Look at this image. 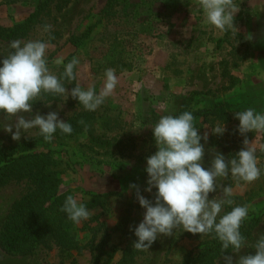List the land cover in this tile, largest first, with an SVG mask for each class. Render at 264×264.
<instances>
[{"label":"rangeland","instance_id":"374dc122","mask_svg":"<svg viewBox=\"0 0 264 264\" xmlns=\"http://www.w3.org/2000/svg\"><path fill=\"white\" fill-rule=\"evenodd\" d=\"M41 1L46 0H0V27L10 28L24 21ZM116 1L121 4L120 14H129L119 19L124 31L121 38L126 40L125 55L120 52L119 57L128 63L126 67L112 65L108 45L100 35L103 25L80 46L69 43L71 37L94 24V16L104 8L106 0H72L61 11L59 0H53L43 22L26 39H20L49 43L48 66L57 76L67 63L74 58L79 60L74 69L78 72L77 79L71 83L64 81L69 91L67 100L64 96L52 101L38 100L32 114L23 115L30 119L36 114L56 112L65 122L79 113L94 115L90 130L79 138L59 146L41 143L36 149L55 153L61 161L62 189L71 191L79 202L90 198L86 193L110 194L103 208L89 211V219L102 214L92 225L103 224L95 244L103 233L111 234L112 246L103 256V264H117L121 257L123 218L127 217L133 228L143 219L145 210L136 199V189L130 185L135 184L147 199L155 197V189L151 193L145 191L148 180L145 169L147 158L157 151L151 126L161 115L183 111L193 114L221 105L217 114L194 117L199 134L209 136L207 143L201 140L205 149L203 165L208 168L216 153H223L227 159L243 147L244 137L236 131L239 121L234 119V113L249 107L264 111V0H233L237 11L235 34L213 30L205 24L198 0H146L152 5V13H146L148 5L142 0ZM136 10L140 15L137 13L136 20H130ZM247 36L252 39H246ZM9 45L10 42L0 39V61L11 53ZM121 49L118 46L116 51ZM58 59L63 63L56 64ZM109 68L118 77L117 87L96 111L84 110L71 98V89L79 83L85 88L94 87L99 93ZM218 121L226 124L223 136L212 134L211 127ZM14 122L15 117L10 121L0 114V124ZM37 136L38 130H31L20 141H14L10 134L0 130V143L15 145ZM247 138L254 141L252 146L262 170L260 177L251 184L237 183L230 176L220 178V187L209 195L210 199L222 197L223 187L231 186L232 206L248 205L249 214L260 219L259 226L246 239L245 248L228 255L234 260L241 255H255L252 246L259 234L264 233V131L249 133ZM30 189L26 181H13L0 189V229L13 205ZM229 209L226 207L225 211ZM82 226L77 227L78 235L86 244L89 234L81 231ZM211 237L174 230L172 236H159L150 249L139 250L131 264H181L189 253L197 254L200 244ZM93 255L87 248L69 258L53 247L23 257L0 248V264H94ZM215 264L226 261L219 258Z\"/></svg>","mask_w":264,"mask_h":264},{"label":"clouds","instance_id":"9594fccd","mask_svg":"<svg viewBox=\"0 0 264 264\" xmlns=\"http://www.w3.org/2000/svg\"><path fill=\"white\" fill-rule=\"evenodd\" d=\"M204 23L213 30L238 32L235 26L237 13L233 0H198ZM251 40L252 37L247 36ZM11 53L0 61V114L8 120L15 117L14 123L0 124V130L20 141L22 135L38 130V135L51 142L59 131L71 135L72 125L60 119L56 112L47 115L36 114L26 118L23 113L32 114L33 104L47 95L69 97L64 81H75L79 64L73 59L64 66L60 76L53 74L48 66L47 50L50 46L41 40L22 42L10 41ZM56 64H62L58 59ZM118 84V77L111 68L104 73V84L99 93L94 87H82L79 83L71 89V98L84 110L96 111L112 95ZM239 121L236 131L244 137L243 147L226 159L223 153H216L211 165L205 168L204 143L208 133L201 136L194 126V116L190 111L177 115H161L151 126L157 151L147 158L145 169L148 180L145 191L155 189L154 200L145 198L135 184L136 199L143 208L142 221L132 231L136 237L133 248L150 249L159 236H172L174 230L200 235H213L224 253L231 249L239 253L246 246L240 229L249 217L248 205H233L231 186L223 187V196L209 198L210 193L220 187V178L232 177L237 183L251 184L261 175L256 149L247 134L264 131V111L254 108L234 113ZM83 123V122H81ZM15 129V131H13ZM212 134L223 136L226 124L217 122ZM230 207L229 211H225ZM61 211L74 225H79L90 216L84 203L73 195H68ZM255 255H241L238 259L222 255L226 264H264V233L259 234L252 246Z\"/></svg>","mask_w":264,"mask_h":264},{"label":"trees","instance_id":"16d2710c","mask_svg":"<svg viewBox=\"0 0 264 264\" xmlns=\"http://www.w3.org/2000/svg\"><path fill=\"white\" fill-rule=\"evenodd\" d=\"M71 1L59 0V11L64 6H68ZM147 1L163 2L165 0ZM52 2L53 0L41 1L37 9L24 21L10 28L0 27V39L6 42L26 39L35 27L43 22L44 16L50 13L48 9ZM142 3L147 4L146 0H142ZM120 6L121 4L116 0H106L104 8L94 16V24L90 25L80 35L71 37L69 43L73 47L80 46L88 40L100 25H103L100 35L102 41L108 45L107 54L112 59V65L128 66L124 58L122 61L119 57L121 53L125 55L124 43L126 42L125 39L121 38L124 31L123 27L120 26L121 21L119 19L128 17L129 14L126 16L121 15L122 10H118ZM146 8L148 9L146 13H152L150 12L152 10L151 4ZM137 13L140 15L139 11L136 10L134 16ZM134 16H131L130 20H136L137 16ZM118 46L122 48L121 51H116ZM43 99L52 101L58 99V97L47 95ZM37 103L38 101L33 105L36 106ZM220 109L221 105H216L213 109L197 110L193 113V116L217 114ZM94 120V115L89 113L76 114L67 120L72 125V134L67 135L57 131L53 140L49 143L59 146L67 141L79 138L90 130L91 123L92 121L94 123ZM41 143L45 145L48 142L39 135L15 145L0 143V189L13 181H26L31 185V189L23 198L13 205L0 229V248L8 254L25 257L35 254L41 248L51 250L55 247L69 258L73 257L76 251L81 252L90 248L95 253L93 255L94 264H103L102 258L108 252V248L112 246L109 244L111 234L103 233L101 240L95 244L103 224L92 227L94 223L99 221L102 214L92 216L80 223L83 225L81 231L89 234L87 243L83 244L78 235V225H74L69 221L66 214L61 211L65 198L68 195L76 196L71 191L62 189L61 161L56 158L52 150L36 149ZM85 195L90 198L82 200L81 203H84L89 211L97 207L103 208L110 196V194L92 193H86ZM152 196H149L148 199L152 200L154 198ZM259 224L260 219L249 214L248 219L244 221L240 229L245 240ZM121 226L122 231L124 230L121 235L123 236L124 247L119 249L121 257L117 264H131L139 252V250L133 248L136 237L132 231L133 226L127 217L123 218L120 223ZM117 231H119V228L115 232L117 233ZM200 245L198 253H189L181 264H215L217 259L223 258L222 255L228 256L232 253L231 249L224 253L225 250H222L220 242L214 237L206 239Z\"/></svg>","mask_w":264,"mask_h":264}]
</instances>
